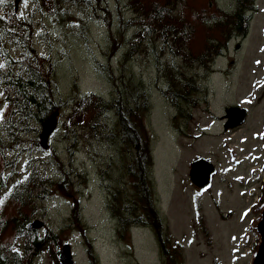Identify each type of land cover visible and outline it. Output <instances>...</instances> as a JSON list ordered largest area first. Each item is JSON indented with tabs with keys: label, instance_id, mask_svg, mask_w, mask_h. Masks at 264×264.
Wrapping results in <instances>:
<instances>
[{
	"label": "rangeland",
	"instance_id": "obj_1",
	"mask_svg": "<svg viewBox=\"0 0 264 264\" xmlns=\"http://www.w3.org/2000/svg\"><path fill=\"white\" fill-rule=\"evenodd\" d=\"M91 1L94 5L95 0ZM108 1L113 5L114 0ZM191 1L198 2L197 7L202 2ZM215 1L226 11H232L236 6V0ZM7 2L3 0L0 3V15L3 14L2 4ZM33 6L31 0H24L22 15L29 14ZM254 6L246 36L229 39L227 48L212 60V70L205 72L203 67L198 66L186 71L187 76L196 77L199 86L197 93L190 94L195 102H188L192 109L186 121L182 117L175 119L180 111L164 95L166 79L158 77L163 74L167 63L174 71L177 66L182 67L181 59L163 51L157 60L152 44L139 51L141 44L130 52L128 44L133 30H128L129 26H121L115 12L109 28L95 18L87 22L88 26L80 22V18L93 16L92 6H83L85 10H82L64 3L62 9L68 14L55 13L54 17L58 19L54 23L47 17L49 13L32 14L34 46L39 53L51 58L55 98L68 100L69 107L72 99L90 92L106 98L113 96L110 103H121L122 91L112 87L106 70L108 66L119 82L127 83L132 73V82L140 79L147 87L149 109L141 117L153 137L150 173L154 183L155 206L164 217L172 238L183 245L182 264H249L255 248V236L251 233L246 242L245 235L250 232V222L257 216L252 213L253 206L263 196L264 189V157L260 140L264 132V97L262 100L259 97L264 94V0H255ZM121 16L128 19L131 12L124 10ZM42 23L47 27L40 28ZM81 25H86L84 36L81 35ZM110 30L117 39L122 33L125 39H120L112 52L113 44L108 38ZM211 30L215 35L218 27L212 25ZM43 36L47 37L46 41ZM3 42L0 38V46ZM6 47L10 50L9 46ZM154 47L159 51V42ZM128 53L132 55L126 59ZM259 88L262 91L257 96ZM2 99L3 93L0 92V130H5ZM229 106L245 107L249 112L241 126L225 129L224 124L229 121ZM66 109L68 107L60 108L44 126L43 123L39 125L38 139L24 134L25 144L21 148L18 145V154L27 156L29 149L36 145H41L46 151L53 143L60 158L66 160L69 141L60 140L63 134L61 120L67 113ZM116 114L114 109L106 114L105 125L101 128L107 135L105 140L79 142L74 151L73 167L83 170L86 176L87 188L83 196L81 193L79 201L88 237L85 231L81 234L79 230H70L65 226L70 223L73 208L69 197L59 194L45 201V219L54 231L64 228L62 242L71 244L72 264H91L86 247H94L98 264H163L151 229L141 227L133 233V226L124 228L117 224L106 206L109 198L99 170L116 149L115 142L108 138V132L116 126ZM14 148L5 150L10 157L14 156ZM231 151L235 153L234 157L230 156ZM200 157L210 160L213 169L215 167L210 183L201 189L192 184L189 177L190 163ZM110 161L113 167L120 168L117 156ZM47 171L55 177L52 169L47 167ZM122 179L127 182L125 176ZM197 214H201L199 221ZM32 227H37V223ZM41 256L37 260L39 263H50L46 252Z\"/></svg>",
	"mask_w": 264,
	"mask_h": 264
},
{
	"label": "trees",
	"instance_id": "obj_2",
	"mask_svg": "<svg viewBox=\"0 0 264 264\" xmlns=\"http://www.w3.org/2000/svg\"><path fill=\"white\" fill-rule=\"evenodd\" d=\"M43 1L48 3L53 16L55 13L68 14L62 9L64 3L82 10L83 6H92L93 16L80 18V22L86 25L95 18L109 28L115 12L121 26H129L128 29L133 30L128 44L130 52L141 44L139 51L147 44H152V50L157 52V60L163 51L180 58L182 67L177 66L178 69L174 71L171 64L167 63L163 74L158 77L166 79L164 95L180 111L175 119L182 117L184 121L192 109L188 102H195L190 94L199 90L196 77L187 76L186 71L198 66L203 67L205 72L212 70V60L227 48V41L233 36L245 37L250 14L255 10V0H236L232 11L222 9L215 0H202L199 7L198 2L193 3L191 0H114L113 5L108 0H95L94 5L91 0ZM12 7V0L2 4V9L8 12H11ZM127 9L131 16L124 19L121 13ZM54 19L56 21L58 17ZM3 23H8V19L0 16V24ZM86 25H81L82 36L87 33ZM212 25L218 27L215 35L211 30ZM0 32L14 38L27 50L16 57L2 52L6 62L0 68V92L2 86L5 98V113L2 117L5 130H0V201H3L0 203V264H41L37 260L43 252L49 256V264H60L57 255L64 228L54 231L46 225L45 230L38 233L30 230L29 225L35 219L47 221L45 201L56 195L69 197L72 203L71 219L65 225L66 228L79 230L81 234L85 231L87 235L79 201L81 193L83 196L87 188L86 176L83 170L73 167L74 151L79 142L91 143L92 139L103 141L107 138L101 128L105 125L106 114L113 109L117 112L114 117L116 126L108 132V138L115 142L116 149L99 170L109 198L107 209L117 224L124 228H150L163 264H182V244L172 238L164 217L155 206L154 183L150 173L153 165V137L146 130L145 119L141 117L149 109V92L143 81L138 79V82H132L131 73L127 83L119 82L108 66L106 70L112 87L116 86L122 91L121 103H110L113 96L106 98L90 92L72 99L69 107L68 100L55 98L52 80L54 65L49 56L39 53L34 47L33 26L9 25ZM108 36L113 44L111 52L120 39L125 41L123 33L117 39L110 30ZM157 42L159 51L154 47ZM131 55L128 53L125 58ZM139 105L143 108L139 109ZM66 107L67 113L61 120L63 134L60 138L69 141L66 160L60 158L53 143L46 151L41 145H36L29 149L27 156L18 154V145L21 148L25 144L24 134L38 139L39 125L43 123L44 126L55 111ZM6 142H11V145H6ZM11 147H15L13 157L5 151ZM116 156L117 163H121L119 169L110 164V158ZM47 167L56 173L55 177L47 171ZM123 176L127 182L123 181ZM86 254L91 264H98L94 247H86Z\"/></svg>",
	"mask_w": 264,
	"mask_h": 264
},
{
	"label": "water",
	"instance_id": "obj_3",
	"mask_svg": "<svg viewBox=\"0 0 264 264\" xmlns=\"http://www.w3.org/2000/svg\"><path fill=\"white\" fill-rule=\"evenodd\" d=\"M246 111L240 107H230L227 111V117L229 121L226 122L224 128L234 127L240 125L245 121ZM262 140V150L264 153V135L261 138ZM232 157H234V152H232ZM211 162L198 158L191 162L189 177L190 181L197 187L201 188L206 186L210 182V175L213 172V164ZM253 214H257V217L251 221L250 232L253 233L256 237V244L253 253L251 254L249 264H264V200L262 203L256 207L253 211ZM37 223V227H32V224ZM31 228L36 229L43 225V222L39 220H34L29 224ZM251 234L248 233L245 236V241L248 242ZM70 250V251H69ZM71 249L68 243L61 245L59 258L62 264H72L71 262ZM73 258V257H72ZM68 259V261H67Z\"/></svg>",
	"mask_w": 264,
	"mask_h": 264
},
{
	"label": "flooded vegetation",
	"instance_id": "obj_4",
	"mask_svg": "<svg viewBox=\"0 0 264 264\" xmlns=\"http://www.w3.org/2000/svg\"><path fill=\"white\" fill-rule=\"evenodd\" d=\"M23 1L24 0H18V1L14 0L11 12H8V11L3 9L4 10L3 14L5 16H7V19L10 22V25L12 27L27 26L28 25L25 15H22V2ZM9 42L11 43L10 44V51L6 52L9 55L16 57L17 55H20L21 53L27 52V50L24 49L23 45L18 44L15 41V39L10 37V36H9ZM25 55H28V54H25ZM25 55H23V56H25ZM5 62H6V59L4 57V63ZM1 88H2L1 92L3 93V99L1 100V104H4V99H5L4 98V89L2 86H1ZM230 107L231 106H229V108Z\"/></svg>",
	"mask_w": 264,
	"mask_h": 264
},
{
	"label": "snow or ice",
	"instance_id": "obj_5",
	"mask_svg": "<svg viewBox=\"0 0 264 264\" xmlns=\"http://www.w3.org/2000/svg\"><path fill=\"white\" fill-rule=\"evenodd\" d=\"M3 2V0H0V3H2ZM259 63V62H258ZM3 67V65L2 64H0V68H2ZM0 203H3V201H0Z\"/></svg>",
	"mask_w": 264,
	"mask_h": 264
}]
</instances>
